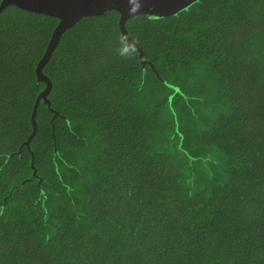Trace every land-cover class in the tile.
<instances>
[{
  "label": "trees",
  "instance_id": "trees-1",
  "mask_svg": "<svg viewBox=\"0 0 264 264\" xmlns=\"http://www.w3.org/2000/svg\"><path fill=\"white\" fill-rule=\"evenodd\" d=\"M119 18L63 33L29 149L59 18L0 13V264H264V0L129 18L153 67Z\"/></svg>",
  "mask_w": 264,
  "mask_h": 264
},
{
  "label": "water",
  "instance_id": "water-1",
  "mask_svg": "<svg viewBox=\"0 0 264 264\" xmlns=\"http://www.w3.org/2000/svg\"><path fill=\"white\" fill-rule=\"evenodd\" d=\"M198 1L199 0H2L0 2V13L6 7L16 5L28 11L43 13L59 18V23L53 30L51 39L46 48V53H44L36 66L38 80L46 82L47 85L36 99L32 113L33 130L25 141V145L30 149V142L36 134L38 127L36 114L41 100L43 99V101L48 104V107L51 108V101L48 94L52 87V81L43 72V69L58 46L63 33L68 28L74 26L85 16L103 15L105 12L114 9L120 14L119 27L122 35H124L137 49L142 64L146 65L148 63L153 67V63L145 59L144 50L126 28V21L133 16L141 14H149L159 17L176 15L189 9ZM58 114L59 112L55 111V115ZM32 166L35 169L33 171V176H35L37 175L38 169L34 164V160Z\"/></svg>",
  "mask_w": 264,
  "mask_h": 264
},
{
  "label": "rangeland",
  "instance_id": "rangeland-1",
  "mask_svg": "<svg viewBox=\"0 0 264 264\" xmlns=\"http://www.w3.org/2000/svg\"><path fill=\"white\" fill-rule=\"evenodd\" d=\"M195 129L197 128V127H194ZM191 135V134H190ZM190 140H192V135L190 136ZM189 143V142H188ZM191 147H193V143L190 145ZM190 146L188 145V147L190 148Z\"/></svg>",
  "mask_w": 264,
  "mask_h": 264
},
{
  "label": "clouds",
  "instance_id": "clouds-1",
  "mask_svg": "<svg viewBox=\"0 0 264 264\" xmlns=\"http://www.w3.org/2000/svg\"><path fill=\"white\" fill-rule=\"evenodd\" d=\"M123 51H127V49H124ZM123 54V53H122Z\"/></svg>",
  "mask_w": 264,
  "mask_h": 264
}]
</instances>
